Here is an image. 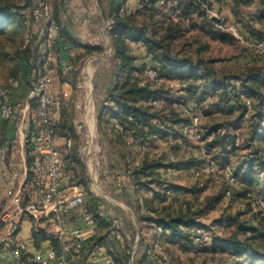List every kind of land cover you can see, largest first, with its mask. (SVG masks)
I'll list each match as a JSON object with an SVG mask.
<instances>
[{"label":"built area","instance_id":"obj_1","mask_svg":"<svg viewBox=\"0 0 264 264\" xmlns=\"http://www.w3.org/2000/svg\"><path fill=\"white\" fill-rule=\"evenodd\" d=\"M154 0H136L140 7L151 5ZM55 0H33V7L28 14L25 7L21 11L26 13L27 42L38 38L40 41L39 53L41 54L37 62L45 66L35 71V61L31 63L33 67L32 80L28 93L21 102L15 101L14 92L21 87V79L12 76L5 86L0 87V113L5 120H13L15 125V153L19 154L20 162L16 164L6 155L1 159V164L8 170L9 179L5 186V201L0 203V243H11L23 228V216L32 220L34 230L43 231L56 242L48 252L36 251L31 259L41 264H78V260L83 253L87 239L81 227L70 226V215L72 211L81 207L83 211V221L88 226H95L96 219L89 210L90 198L100 199L105 197L103 191V173L100 162L101 147L95 139L98 138L99 129L97 115H95V102L91 97L86 110V118L75 120L74 132L66 127L61 132L60 112L62 104L66 102L61 100L60 89L54 78L51 68L48 67L49 53L53 43L61 36L65 25L60 22L54 12ZM97 5L98 0H94ZM203 12L206 18L220 32L232 36L238 43L248 47L255 55L264 54V38H253L247 34L240 21L228 14L225 9L227 6L215 2L214 0H192ZM157 6L168 11L167 18L173 22L188 21L184 18V9L180 0H155ZM82 8V25L91 26L93 13L96 7L75 6ZM16 10V9H13ZM134 10L128 4H121L114 11L104 18L99 35L101 39L107 42L110 38V31L118 15H129ZM151 33V30L149 31ZM86 41H82L85 44ZM138 55V54H136ZM92 61V60H91ZM91 61L88 60L85 69L82 71L80 79L82 83L86 82L88 76L90 81L93 75L90 71ZM93 62V61H92ZM133 63L136 66H142L141 83H148L152 86H162L166 80V75L159 66L149 59L135 56ZM61 75H71L79 69L76 62L70 59H62L59 64ZM87 74V76L85 75ZM87 79L86 85L90 82ZM70 83L65 84V97L69 98ZM85 85V86H86ZM185 85L181 83V89ZM92 92V90H91ZM94 91L92 92V94ZM108 105L109 100L104 102ZM151 105L160 109L162 101L160 99L151 100ZM248 116L251 109V102L247 101ZM187 116L191 119L190 131L200 142V155L206 153L207 144L213 140L214 134L204 125L201 115L195 109H188ZM264 125V117L261 120ZM87 128L86 140L80 147L75 148L77 135L82 134L83 128ZM159 132L150 134L151 138L159 139L166 137L167 142L172 146L177 143L172 130L161 123ZM108 131L125 133V125L117 120H113L108 125ZM221 135L227 134L224 126H219L216 130ZM260 134L263 127L259 128ZM235 138L236 145L240 144L238 132ZM127 145L133 147L139 144L143 139L137 135L126 137ZM19 146V149H18ZM146 146V145H144ZM18 150V151H17ZM81 160L86 168V173L81 181H74V170L78 168ZM169 162L176 164L178 159L176 155L170 154ZM141 165L140 157L135 158L131 166L139 167ZM122 169L124 170L123 166ZM218 170L215 161L203 160L193 169L192 179H198L202 175H210ZM172 173V172H171ZM172 176V174H170ZM175 175V174H173ZM111 182L117 187H125L127 174L120 169L113 170ZM226 177L230 183L235 181L233 173L228 171ZM160 193L155 195L152 191L151 197L160 199L169 204L174 210L187 211L191 208L190 192L183 187H175L171 183L165 184L160 189ZM192 209V208H191ZM99 215L105 217L103 210L98 211ZM112 226L108 230V235L112 238L123 239L124 235L117 226L118 219L114 218ZM189 232L197 235L200 242L209 245L211 235L205 226L196 225L187 229ZM33 243L29 240H17L12 245V252L16 257H21ZM115 247H109L100 250L101 261L93 264H116L114 259ZM145 253L142 257L144 264H169L170 256L166 254L165 244L158 240L145 247ZM133 259L136 253H133Z\"/></svg>","mask_w":264,"mask_h":264},{"label":"trees","instance_id":"obj_2","mask_svg":"<svg viewBox=\"0 0 264 264\" xmlns=\"http://www.w3.org/2000/svg\"><path fill=\"white\" fill-rule=\"evenodd\" d=\"M223 6H227L232 9L233 17L241 22L244 10L248 7H256V15L254 21L250 23V29L243 28L247 34L253 38H264L258 24L261 27L264 24V0H214ZM152 2L151 5H146L144 8L149 10V18H143L140 20L139 13H131L129 15H118L115 17V22L112 30L110 31V38L113 41V49L116 55L117 72L114 75V86L112 90L108 92L107 99L108 105L105 103L99 110L98 122L105 129V133L113 134L115 140L119 142L122 147H125L126 153L122 154L123 168L128 178L133 179L137 184H141V187L145 190L147 195L153 191L158 196L159 191L154 190L151 185L148 184L147 178L149 175H154L153 168L161 166L156 160H150L148 158H141V165L139 167L131 166V163L135 158H139L137 155V148H141L143 145L148 146L153 142L150 134L159 132L161 123H165L169 128L170 124L168 118H166L165 109H156L151 105V100L160 99L162 88L161 86L155 87L148 83H141L142 66H136L133 63L135 56L146 58L157 64L162 72L170 78H180L181 83L185 85L184 92L187 93V97L194 102L207 101L208 97L216 98L214 105L220 111V116L226 117L228 115L233 116L239 113L238 118L231 121H223L217 125L211 127V133H215L210 145L214 149H220L222 151V158L228 160L230 155L236 154L241 148V143L236 145L235 138L236 132L241 128V118H243L245 111H247V104L242 102V96L250 97L254 99V111L256 115L252 120V137L261 139L264 137V125L262 126L261 120L264 117V63L259 67H249L243 70L241 73L232 72L230 74L217 71L212 65L206 63L204 60H194L191 56H181L180 54L170 51V44L179 35L180 25L182 22L171 21L166 32L162 35L158 34L157 21L154 19L158 8L168 14V11L161 8ZM184 9V18L188 21H192L194 15L203 17L208 21L209 28L206 30L208 35L212 38H220L224 42H233L232 36L218 31L213 24L206 18L204 12L195 5L192 0H180ZM16 9V10H13ZM22 8L10 7L8 9L0 8V31H3L6 27L13 25V16L6 15L5 12L11 10L14 15L21 18L22 23L27 29L26 25V13L21 11ZM9 10V11H8ZM158 14V13H157ZM179 25V26H178ZM213 27V28H212ZM214 29L215 31H213ZM151 30V33L149 31ZM218 32V33H217ZM66 29H63L62 36L67 35ZM129 40L134 41L137 46H144L147 49L148 55L145 57L140 54L136 55L131 53ZM236 41V40H235ZM83 46V45H82ZM85 52H99L102 47L85 45ZM255 55V54H254ZM264 55V54H263ZM262 56V55H255ZM78 61V60H77ZM76 61V63H77ZM32 73V69L27 67L26 75ZM30 79V76H28ZM63 79V77H62ZM29 82V80H28ZM200 91V92H199ZM191 94V96H190ZM193 96V97H192ZM253 101V100H252ZM253 107V106H252ZM236 109L238 112H236ZM61 110V109H60ZM170 120L176 119L178 112L174 110L170 111ZM230 117V116H229ZM253 118V117H252ZM250 118V120L252 119ZM229 119L230 118H225ZM117 120L125 125L126 132L118 133L115 131H108V125ZM219 126H224L227 129L226 135L217 133L216 130ZM61 132H64L66 127H69L74 132L73 122H68L67 119L61 116ZM263 127V132L260 134L259 128ZM1 132L7 133L13 136V124L10 120H5ZM139 136L143 140L131 147L126 143V136ZM12 139V138H11ZM8 138V141H11ZM176 144L172 145L175 146ZM213 158V157H212ZM78 168L74 170V175L77 181H81L82 177L86 173V168L81 160ZM257 164V165H256ZM260 165V166H259ZM228 166V165H227ZM223 166V167H227ZM229 167V166H228ZM82 168V173L81 169ZM264 174V164H259L253 160H248L247 163L238 165L234 168V176L241 178L245 185L247 184H263L264 181H260V172ZM144 179V180H143ZM153 179H158L155 176ZM152 179V180H153ZM179 187L177 185H173ZM188 190V189H187ZM189 191V190H188ZM89 210L96 219V224L100 226L101 232L104 228L109 227L110 223L98 213V205L94 198L89 200ZM165 210V209H164ZM160 210L156 216L145 215L144 220L151 223L153 226H159L163 231L169 234V240L182 242L185 246L186 240L189 239L190 234L186 231V227L191 228L190 225L194 222L195 217L186 214V211L175 210L176 212ZM239 215V214H238ZM238 215L230 216L229 219L238 224L237 230L233 235L229 237L217 236L214 243L210 246L204 247L203 251L206 253L219 254L225 256L229 261H225L222 258L215 264H243L239 260L245 254H248L251 264H256L261 259L264 261V251H262V240L264 238V229L258 226L248 225L246 223H240ZM227 220L225 217L219 219V223L225 224ZM229 224V223H228ZM260 228V229H259ZM189 234V235H188ZM244 237H241V235ZM33 235L36 240V245H40V240L50 239L53 244L55 240L46 235L43 231H34ZM105 240V235L100 233L93 240L92 246ZM110 247L111 245H107ZM114 259L116 264H126L127 252L126 247L122 248L119 252L114 251ZM20 264H41L29 260L27 255L21 258ZM49 264V263H47Z\"/></svg>","mask_w":264,"mask_h":264},{"label":"rangeland","instance_id":"obj_3","mask_svg":"<svg viewBox=\"0 0 264 264\" xmlns=\"http://www.w3.org/2000/svg\"><path fill=\"white\" fill-rule=\"evenodd\" d=\"M33 5V0H0V8L7 7L10 9V7H17L24 9L25 7L26 10L24 11H28V14H30ZM256 11L255 6L248 7L244 10V15H242V24L245 28L247 27L250 29V22L256 20ZM5 14L11 15V17L13 16L12 18L14 22L13 25L6 27L3 31H0V87L5 86L9 78L12 76L20 78L21 73L24 74V72H27L26 68L30 67V64L33 61H36V58L41 56L38 48L40 45L39 39L34 37L32 41L27 42L28 30L25 29L21 18L14 15L11 10L9 12L6 11ZM0 15H3V13ZM195 17L194 21H185L181 23V31L179 35L170 44L171 52L180 54L181 56H193L191 58L194 60H204L206 63L212 65V67H214L217 71L228 74L232 72L241 73L246 68L259 67L264 63V55L260 57L255 56L254 53L245 45L235 43L236 41L234 38L235 42L233 41L228 43H223L215 39L213 40L211 37L209 38L206 32H202L198 27V24L204 25L203 18L200 16ZM141 19L143 18L141 17L140 20ZM258 28L262 29L261 33L264 35V24L262 27L258 24ZM110 40L111 39L108 40L109 42L107 41V45L104 44L105 41L101 42V46L104 47L102 49L106 50L109 47L108 44L110 43ZM199 42H202L205 45L201 48H197L196 45ZM108 55L111 56V54ZM102 59L103 61H101ZM88 60L89 58L85 62L82 61L81 63L80 61H77L76 64L79 66V69L76 70L70 77L71 83L69 93L71 94L69 98L65 97V85L62 83L60 72H58L59 84L57 87L60 89L59 95L61 96V100L66 102V104L61 105L60 115L62 118L67 119L68 122H73V124L76 122L75 120H83L86 118V110L89 102L91 101V97L94 99L92 102H95V115H97L98 120V114L100 112L99 109L108 97V93L105 88H107V86H109V84H111L114 80L113 66L116 64L115 59L113 57H101L93 62L91 61L92 65L90 66V71L88 72H91L93 75L92 80L90 81L87 74H85L87 76L85 79L86 82L82 83L80 86L82 82L80 76L82 75V71L85 69ZM29 76V80L34 83V80H32V74ZM87 79L90 82L89 86L86 85ZM91 90L92 92L94 91L93 94ZM241 99L245 104H247V101H250L251 109L249 110L246 118L245 111L243 118H241V128L237 131L242 145L239 151L234 155H230L228 160L222 158L223 153L220 149H214L211 151L213 157L211 160L215 161L218 166V170L209 175L212 179L211 185H198L199 189H193L195 191L192 190V192L188 187L183 186L187 183L181 185L179 182L177 185L180 187L183 186V188L188 189L190 192L192 209L190 208L185 213L195 217L194 222L190 224L193 225L191 227H196V225H198V227L205 226L212 237L210 244L214 243L217 236L229 237L234 234L233 232L235 230H237L238 224H235L234 221L230 220V216L235 217L239 214L238 218L240 223L258 226L261 229H264V183L258 185H245L240 177L236 178L235 176V181L230 183L226 177V173L228 171L231 173L234 172V168L238 165L247 163L248 160H253L259 164L262 162V164H264V137L256 139L251 136V124L252 120L255 119L254 116L256 115L254 111L255 100L250 99V97H246L245 95H243ZM212 101H214V99L209 101L207 104L208 108L206 110L208 111L206 113V117L209 124H215L216 122L222 123L223 121H231L238 118L237 116L239 113H236L233 116L228 115L226 117L220 116V114L214 116L215 113L213 111L215 108L211 106ZM225 118H230V120ZM250 118L252 119L250 120ZM12 124L14 131L13 135H16L14 122ZM98 125V138L95 139V142L97 143L98 141L102 149L99 157L101 166L102 168L108 166L110 168L109 170L112 171L115 168L119 169L120 164L116 163L114 165L115 158H113L114 156L112 154L116 153L117 149L116 144H114V138L110 136L107 137L105 129L99 122ZM85 135H87L86 127L83 128L82 134L77 135L75 148L78 149L80 145L85 142ZM1 140L3 139H0V141ZM12 142L13 145H17L15 138ZM1 146L2 144L0 143V148ZM3 157H6V155ZM3 157L1 158L3 159ZM9 159L14 161L16 164L20 162L18 153L11 155ZM227 165L229 166L228 169L223 167ZM80 169L82 173L83 169ZM204 176H206V174L202 175L198 179H191V181L195 182L196 180L197 182ZM72 179L77 181L76 176ZM260 179V181H264V174L262 170L260 172ZM196 182L189 185H197ZM148 205L151 207V211L152 209L159 208V206L152 205L151 203ZM223 217L227 220L229 219V221H226L225 224L224 222H218L219 219ZM185 229L188 231L187 229H189V227H186ZM146 231L148 232L149 239H153L157 236L155 228L147 226ZM189 234L190 237L186 240L185 246L182 242L176 243L169 240V238L160 237L162 239L160 241L165 244L166 254L170 256L169 264H215L220 258L225 261H229V263L231 262L225 258V256L204 253L203 248L210 246V244L207 245L200 242L197 235L194 233L189 232ZM241 237L244 236L241 235ZM195 239L198 243L193 242ZM261 240L263 248L261 250L264 251V238H261ZM249 258L250 256L245 254L240 258L239 262H244L243 264H251V261L248 260ZM256 264H264V261L261 259L260 261H257Z\"/></svg>","mask_w":264,"mask_h":264},{"label":"crops","instance_id":"obj_4","mask_svg":"<svg viewBox=\"0 0 264 264\" xmlns=\"http://www.w3.org/2000/svg\"><path fill=\"white\" fill-rule=\"evenodd\" d=\"M93 4H96L94 0H55L54 2L53 7L56 17L60 22H62L65 25V29L67 31L66 33L67 35L62 36L61 34V36H59L56 39L48 55L49 57L48 67L51 68L54 74V78L56 79V82L58 84H59L58 72H60L61 75L59 64L62 59H70V60H74L75 62L78 60L81 63L82 61L85 62L88 58L90 61L91 60L94 61L101 57H113L116 62V64L113 66L114 67L113 73L115 75V73L118 70V68H116L118 61L115 58L116 55L113 49V41L111 38L107 39V41L109 39L111 40L110 43L108 44L109 47L106 50L101 49L99 52L94 51L91 53H87L85 52L84 46L90 45V46L102 47L101 42H103V40L100 39V35H99V33H101L100 32L101 24L104 18L110 15V13L114 11L117 7H119V5L121 4H128L130 7H132L134 10L133 13H137V12L139 13L140 15L139 18L141 17L149 18L150 15L149 10L144 7L138 6L136 0H98L97 5L94 6ZM75 6L96 7V10L93 13L91 26L87 27L82 25V15H83L82 8L76 9ZM225 11L228 14L234 16L231 8L227 7ZM157 13L154 19H156L157 21L158 34L162 35L166 32V29L168 28L171 21L167 18V13L162 11L160 8H158ZM195 16L197 15L196 14L194 15L193 21L196 18ZM203 22L204 25L198 24V27L201 29L202 32L205 31L207 36L210 38L211 36H209L208 32L206 31L210 25H208L209 24L208 21H206L204 18H203ZM212 30L215 31L214 29ZM212 39L219 40L220 42L223 43H228L222 41L220 38H212ZM83 40L86 41L85 44H82ZM108 42H105L104 44L107 45ZM235 43L238 42L236 41ZM129 45L131 48L130 49L131 53L140 54L143 57L148 55L146 47L137 46V44H135L134 41L131 40H129ZM204 45L205 44H203L202 42H199L196 46L197 48H201ZM108 54H111V56ZM38 59L35 61V64L33 65L35 67V71L36 70L38 71L43 67L47 68V64L43 66V64L40 63V61L37 62ZM101 61H103V59ZM28 68H31V64L30 67ZM32 72H34L33 67H32ZM25 73L26 72H24V74L21 73V77H20L21 87L14 92V96L16 97L15 101L17 102L22 101V99L28 93L29 87L31 86L32 83V81L28 79V76L30 74L33 75V73H29V75H26ZM28 80L29 82L30 81L31 82L29 83ZM68 82H71L68 76L67 77L63 76L62 83H64L65 85ZM113 86H114V80L112 81L111 84H109V86H107V88H105L106 92L108 93L110 90H112ZM180 87H181L180 78H176V77L170 78L169 76H167L165 82L161 86L163 91L160 97V100L162 101L161 108L165 109L167 115L166 118H168L170 129L172 130L174 137L177 139L176 145L171 146L167 142L166 137L163 136L159 139L153 140V142L150 143L148 146L143 145L141 148H137L136 150L137 155L139 157L143 159L148 158L150 160L152 159L156 160L161 165L158 166L157 168H153L154 175H149L147 177L149 178L148 184L151 185V187L156 191H160V189H162L167 183L178 185V183L180 182L181 185L187 183L183 186L188 187L189 190L192 192L193 189H197V188L199 189V186H204L205 184L211 185L212 182L211 177L209 175H206L203 178L199 179L197 182L195 180L197 185L195 184L194 186L189 185L191 183L192 184L195 183L191 181L192 179L191 174L193 172V169L202 161V159L203 160L211 159L212 158L211 151L214 150V148H212L210 143H208L206 148V153L204 155H200L199 150L201 149V145L200 142L197 140L196 136L190 131L189 126L191 125V119L190 117L187 116L186 112L188 109L191 108L195 109L201 115L205 127L209 129L211 132V127L219 123L217 122L215 124L208 123L206 117V113L208 112L206 111L208 108L207 104L209 103L210 100L214 99V101H212L211 103V106L215 108L213 112L215 113L214 116H216L220 114V111L217 109L216 105H214L217 99L213 97L212 98L208 97L207 101H203V102L201 101L198 103L197 101H195V98L192 96L193 97L192 99L194 100L193 102L187 97V93L184 92V88L181 89ZM172 110H174V112L175 111L178 112V116L176 117L175 121L170 120L169 118L171 115L170 111ZM236 112H238L237 109ZM56 114L61 116L60 112H57ZM4 121L5 119L1 116L0 113V139H3L0 141V143L2 144L0 148V203L4 202L6 199L5 186L9 179V174H8L9 172L1 164V159H2L1 157L5 155H9V156L15 155L16 152L13 150L14 146L12 142L15 135H13L14 137L13 136L9 137L7 133L1 132ZM10 122L13 123V121L11 120ZM106 136L107 137L110 136L114 138V144H116V148H117L116 153H112L114 156L113 158H115L114 165L116 163H119L120 164L119 169L122 172H124V170L122 169L123 159L121 155L126 153V149L125 147H122V145H120L119 142H116L113 134L106 133ZM8 138L10 139L12 138L11 141H8ZM170 154L176 155L178 159V162L176 164L169 162ZM225 168L228 169L229 167H225ZM109 169L110 168L108 166H105L102 169V173H103L102 187L105 197L96 199V202L98 205V210H103L105 212L104 218L110 223L109 224L110 226L104 228L102 232L100 226L97 224L95 226H88L83 221V216H82L83 211L81 207L74 209L70 215V226L72 228L77 226L81 227L87 239L83 253L78 260V264H93V262L99 263L101 261L100 250L109 248L107 245H111L110 247H115L118 252L122 248L126 247V252L128 255L126 264H144L142 257L144 256L145 253L144 251L145 247L153 243L154 241L162 240L160 238L161 236L168 237L169 234L163 231L161 227L153 226L151 223L144 220L143 216L146 213L147 215L156 216V214L160 210L162 211V209L163 210L165 209L164 211H170V212H176V211L172 209L167 202L162 201L160 199H155L144 193L145 190L143 189V187H141V184L140 185L137 184L131 178L125 177L126 180L125 187L121 188L115 186L110 180L111 179L110 176L113 171ZM116 169L117 168L113 170ZM170 174H172V176ZM155 176H158V179L156 180L153 179ZM190 201H191V197H190ZM150 203L152 205L159 206V208L152 209L151 211L150 210L151 207H149L148 205ZM114 218L118 219L117 226L121 229L124 235V238L121 240L112 238L108 235V230L112 226L113 224L112 220ZM147 226L156 229L157 236L155 238L153 239L148 238L149 235L148 232L146 231ZM34 231L35 230L32 220L27 216H23V228L18 233L16 238L13 240V242L5 243V244L0 243V264H20L21 258L23 256L27 255L28 259L31 260V257L36 251H41L43 253L48 252V250L51 249V247L53 246L52 241L50 239L40 240L39 241L40 245L37 246L35 237L33 235ZM100 233L105 235V240L92 246L93 240ZM22 239L29 240L33 244L25 253H23L21 257H16L12 252V245H14L17 240H22ZM173 242L179 243L174 240ZM193 242L198 243L196 239ZM133 253H136L134 260H132Z\"/></svg>","mask_w":264,"mask_h":264}]
</instances>
